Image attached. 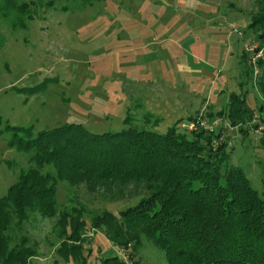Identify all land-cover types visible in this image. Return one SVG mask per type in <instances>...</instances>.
Masks as SVG:
<instances>
[{
	"label": "rangeland",
	"instance_id": "rangeland-1",
	"mask_svg": "<svg viewBox=\"0 0 264 264\" xmlns=\"http://www.w3.org/2000/svg\"><path fill=\"white\" fill-rule=\"evenodd\" d=\"M260 2L254 8L255 0H0V199L27 167V155L11 145V129L34 136L65 124L93 134L127 127L163 134L176 123L180 133L218 130L229 165L264 194L262 171L254 169L264 166V36L251 26L264 10ZM231 94L244 101L238 129L230 128ZM71 192L56 182L58 212L82 209L80 256L60 258L52 220L31 213L9 233L33 251L30 264H100L110 256L166 264L144 239L135 251L122 249L90 227L91 218L103 212L116 218L137 197L108 202L83 185Z\"/></svg>",
	"mask_w": 264,
	"mask_h": 264
},
{
	"label": "trees",
	"instance_id": "trees-1",
	"mask_svg": "<svg viewBox=\"0 0 264 264\" xmlns=\"http://www.w3.org/2000/svg\"><path fill=\"white\" fill-rule=\"evenodd\" d=\"M251 26L262 39L264 10L254 14ZM243 104L239 96H228L230 128L241 127ZM176 124L163 134L134 127L93 134L65 124L32 136L12 128L11 145L27 155V167L0 199V264H30L35 258L24 239L13 243L9 236L31 213L52 220L60 258L80 256L82 209L58 212L57 181L70 193L79 185L98 190L108 202L139 199L116 218L103 212L90 219V227L112 246L135 251L144 239L166 264H264V194L251 187L242 169L229 165L218 130L180 133ZM254 169L262 171L264 185V166L256 163ZM100 264L126 262L110 256Z\"/></svg>",
	"mask_w": 264,
	"mask_h": 264
},
{
	"label": "built area",
	"instance_id": "built-area-1",
	"mask_svg": "<svg viewBox=\"0 0 264 264\" xmlns=\"http://www.w3.org/2000/svg\"><path fill=\"white\" fill-rule=\"evenodd\" d=\"M260 57V56H259Z\"/></svg>",
	"mask_w": 264,
	"mask_h": 264
}]
</instances>
